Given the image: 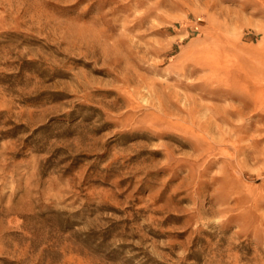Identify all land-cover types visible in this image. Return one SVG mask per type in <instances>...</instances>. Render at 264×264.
Instances as JSON below:
<instances>
[{"label":"rangeland","instance_id":"1","mask_svg":"<svg viewBox=\"0 0 264 264\" xmlns=\"http://www.w3.org/2000/svg\"><path fill=\"white\" fill-rule=\"evenodd\" d=\"M0 264H264V0H0Z\"/></svg>","mask_w":264,"mask_h":264}]
</instances>
